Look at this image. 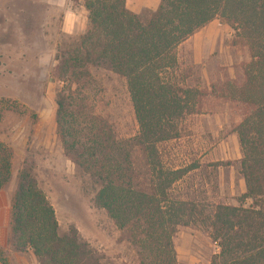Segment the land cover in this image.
I'll list each match as a JSON object with an SVG mask.
<instances>
[{
  "label": "trees",
  "instance_id": "trees-1",
  "mask_svg": "<svg viewBox=\"0 0 264 264\" xmlns=\"http://www.w3.org/2000/svg\"><path fill=\"white\" fill-rule=\"evenodd\" d=\"M72 1L83 3L88 28L73 48L57 55L56 79L63 84L57 136L66 157L96 186L95 205L108 213L121 240L138 250L140 264H178L174 237L193 222H203L219 248L211 264H264V0H160L148 16L130 11L128 0ZM216 20L251 52L243 83L230 81L225 90L242 112L236 130L247 191L240 206L218 205L206 215L198 204L173 198L187 171L165 167L160 147L180 137L179 123L205 96L175 79L178 49ZM90 68L126 81L136 136L119 139L109 121L89 109L87 92L96 85ZM11 174V153L0 144V191ZM18 181L12 202L16 251L31 252L38 264H102L76 229L61 234L33 166L24 167Z\"/></svg>",
  "mask_w": 264,
  "mask_h": 264
},
{
  "label": "rangeland",
  "instance_id": "rangeland-1",
  "mask_svg": "<svg viewBox=\"0 0 264 264\" xmlns=\"http://www.w3.org/2000/svg\"><path fill=\"white\" fill-rule=\"evenodd\" d=\"M139 2L128 0V9ZM49 6L50 0H0V144L10 151L12 165L10 181L0 191V210L7 209L0 215V264H38L31 252L20 253L11 243L18 175L30 165L56 211L61 234L76 229L102 264H140L138 250L121 240L108 213L95 205L91 178L66 157L58 139L56 101L63 84L56 79L57 55L87 31L88 12L81 1H61L50 8L54 13ZM151 12L144 8L138 15ZM71 14L78 27L65 32ZM178 59L175 79L205 96L179 123L180 137L160 147L165 167L187 171L172 196L198 204L206 215L218 205L238 207L247 191L236 130L242 112L225 90L230 81L243 83L244 66L252 60L249 46L216 20L179 47ZM90 72L96 85L87 92L89 109L106 118L119 139L136 136L139 126L126 81L105 69ZM174 245L178 264H211L219 253L203 222L179 227Z\"/></svg>",
  "mask_w": 264,
  "mask_h": 264
},
{
  "label": "crops",
  "instance_id": "crops-1",
  "mask_svg": "<svg viewBox=\"0 0 264 264\" xmlns=\"http://www.w3.org/2000/svg\"><path fill=\"white\" fill-rule=\"evenodd\" d=\"M51 1V6H49V10H51L50 8H56V5L59 4L61 1H66V0H50ZM140 1L139 4L134 7V9H132V12H134L135 14L140 13V11L144 8H148V9H152V10H157V8L160 5V0H138ZM52 11V10H51ZM49 11V12H51ZM54 13V11H52ZM71 17V19L68 22V29L66 28L65 32H74L75 29L78 27L77 25V19L75 18L76 16L73 14L69 15ZM74 17V19H73ZM67 26V25H66ZM5 206V205H4ZM9 208V207H8ZM10 209H8V212ZM7 215V209H1L0 210V215Z\"/></svg>",
  "mask_w": 264,
  "mask_h": 264
}]
</instances>
